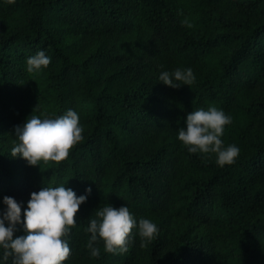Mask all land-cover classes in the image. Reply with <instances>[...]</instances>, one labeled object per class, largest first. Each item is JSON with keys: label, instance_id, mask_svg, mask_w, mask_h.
<instances>
[{"label": "trees", "instance_id": "1", "mask_svg": "<svg viewBox=\"0 0 264 264\" xmlns=\"http://www.w3.org/2000/svg\"><path fill=\"white\" fill-rule=\"evenodd\" d=\"M41 49L51 63L27 72ZM176 68L194 81L159 80ZM209 106L231 116L221 138L240 149L224 167L177 139ZM68 109L83 139L65 160L11 156L16 126ZM61 184L87 195L63 264H264V0H0V201L23 219L32 192ZM106 204L158 234L142 246L134 228L126 252L98 240L91 256L88 220Z\"/></svg>", "mask_w": 264, "mask_h": 264}, {"label": "clouds", "instance_id": "2", "mask_svg": "<svg viewBox=\"0 0 264 264\" xmlns=\"http://www.w3.org/2000/svg\"><path fill=\"white\" fill-rule=\"evenodd\" d=\"M50 63L51 57L41 49L27 58V72L39 73ZM194 79L191 68H176L159 75V80L172 88L190 85ZM231 122V116L223 109L199 108L187 114L186 127L177 130V139L189 153H215L217 165L224 167L234 163L240 152L235 144L224 146L221 138L225 126ZM82 132L79 114L73 109L60 116L31 115L15 128L17 142L11 149V156L24 159L30 166H37L40 161L61 162L83 139ZM90 192L91 188L86 189V193ZM86 200L87 195L78 196L65 184L45 186L30 194L21 219V203L4 196L0 201L4 205L0 209V264L9 261L10 264H63L70 255L71 227L77 224L76 214ZM18 226H22L23 234L14 238ZM134 228L142 246L151 242L159 231L151 219L137 221L127 205L99 207L87 226L91 234L87 244L91 256L100 255V249L95 246L98 240L103 241L106 252H126Z\"/></svg>", "mask_w": 264, "mask_h": 264}]
</instances>
